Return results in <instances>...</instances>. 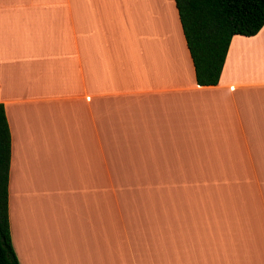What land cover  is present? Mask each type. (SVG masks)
I'll return each instance as SVG.
<instances>
[{
  "label": "crops",
  "instance_id": "crops-1",
  "mask_svg": "<svg viewBox=\"0 0 264 264\" xmlns=\"http://www.w3.org/2000/svg\"><path fill=\"white\" fill-rule=\"evenodd\" d=\"M18 264H264V23L195 83L173 0H0Z\"/></svg>",
  "mask_w": 264,
  "mask_h": 264
},
{
  "label": "trees",
  "instance_id": "trees-1",
  "mask_svg": "<svg viewBox=\"0 0 264 264\" xmlns=\"http://www.w3.org/2000/svg\"><path fill=\"white\" fill-rule=\"evenodd\" d=\"M195 83H217L233 35H254L264 23V0H173ZM9 130L0 103V264H18L7 216Z\"/></svg>",
  "mask_w": 264,
  "mask_h": 264
}]
</instances>
